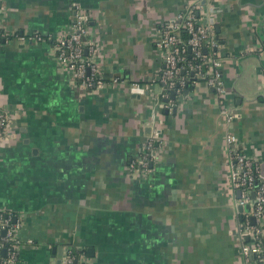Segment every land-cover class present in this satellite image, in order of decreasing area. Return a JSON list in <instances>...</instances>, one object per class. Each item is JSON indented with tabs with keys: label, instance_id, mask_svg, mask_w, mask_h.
<instances>
[{
	"label": "crops",
	"instance_id": "crops-1",
	"mask_svg": "<svg viewBox=\"0 0 264 264\" xmlns=\"http://www.w3.org/2000/svg\"><path fill=\"white\" fill-rule=\"evenodd\" d=\"M75 4L88 17L102 89L82 88L57 60ZM195 4L218 35L231 128L262 166L264 0H0V104L12 113L0 141V209L21 224L13 264H57L68 244L88 264H244L246 210L230 182L220 100L203 79L183 100L160 81L157 31ZM34 35L42 39H19ZM152 123L159 157L148 173L131 171Z\"/></svg>",
	"mask_w": 264,
	"mask_h": 264
},
{
	"label": "built area",
	"instance_id": "built-area-1",
	"mask_svg": "<svg viewBox=\"0 0 264 264\" xmlns=\"http://www.w3.org/2000/svg\"><path fill=\"white\" fill-rule=\"evenodd\" d=\"M204 9L205 7L200 4L188 5L172 20L159 27L155 42L165 62L160 81L166 93L175 91L182 100L189 79L194 78V84L197 80L203 79L206 85L214 89L220 100L221 114L226 121L225 137L231 160L230 182L233 189L241 191L239 203L251 206L250 211L243 212L238 230L244 264H264V173L259 161L247 153L231 128L236 113L229 103V90L225 85L223 73L224 61L219 53L220 44L214 22L203 20L202 17L205 16L201 17V14ZM74 13L71 30L58 36L54 45L58 63L71 71L74 81L82 88L102 89L108 82L93 56L96 49L87 38L88 17L79 4H75ZM34 37L37 40L42 39L40 35L23 36L19 39L32 40ZM187 51L191 53V59L188 58ZM189 72H192V77H189ZM112 81L118 82L120 77H113ZM147 88L148 86L141 84L131 85V90L138 93H143ZM172 103L174 104L173 101ZM152 118L155 122L156 116L153 115ZM11 120L12 113L0 104V141L7 136ZM152 125L153 132L148 137L140 156L131 162V171L148 173L151 162L159 157L163 140L159 126L154 123ZM253 193L255 197L252 196ZM12 216V212L0 209V248L7 247L6 255L0 254V264H13L17 256L21 224L18 221L14 222ZM252 217L255 218V222L252 221ZM76 259L72 244L64 246L63 264L89 263L84 253Z\"/></svg>",
	"mask_w": 264,
	"mask_h": 264
},
{
	"label": "water",
	"instance_id": "water-1",
	"mask_svg": "<svg viewBox=\"0 0 264 264\" xmlns=\"http://www.w3.org/2000/svg\"><path fill=\"white\" fill-rule=\"evenodd\" d=\"M217 31H219V27H217ZM217 38H218V35H217ZM172 96L174 97V93H172ZM261 167H262V172L264 173V164ZM238 193L241 194V191L238 190ZM252 196L255 197V193H253ZM250 208H251L250 204H247L245 206L241 204L239 205L240 212H243L244 210L250 211ZM240 219H242V216H240ZM252 221L255 222L254 217H252ZM3 234H5V231H3ZM55 249H57V247ZM58 250H59V260L57 261V264H63L62 263L63 247L62 246L58 247ZM5 254H6V248H4L2 251V255H5Z\"/></svg>",
	"mask_w": 264,
	"mask_h": 264
},
{
	"label": "trees",
	"instance_id": "trees-1",
	"mask_svg": "<svg viewBox=\"0 0 264 264\" xmlns=\"http://www.w3.org/2000/svg\"><path fill=\"white\" fill-rule=\"evenodd\" d=\"M186 34L184 33V36H185ZM187 56H188V58L189 59H191V53L189 52V51H187ZM183 75L184 74H186V73H182ZM193 75H192V72H189V77H192ZM193 80H195L194 78H192V79H189L188 81H187V83H186V87H185V90L186 89H189V88H192L193 87V85H194V83H193ZM200 80V79H199ZM259 184V181H257V183H256V185H258ZM72 247H73V253L77 256V259H78V257H79V255L81 254V253H83V252H81V250L78 248V247H76V246H74V245H72ZM4 248H6V253H7V247H2V248H0V254L2 255V251H3V249ZM6 255V254H5ZM2 256H4V255H2ZM76 259V260H77Z\"/></svg>",
	"mask_w": 264,
	"mask_h": 264
}]
</instances>
